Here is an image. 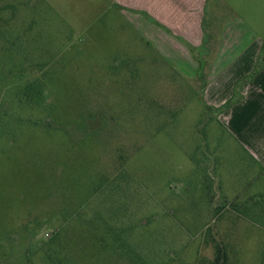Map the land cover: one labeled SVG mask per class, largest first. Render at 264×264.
Instances as JSON below:
<instances>
[{
    "label": "rangeland",
    "instance_id": "374dc122",
    "mask_svg": "<svg viewBox=\"0 0 264 264\" xmlns=\"http://www.w3.org/2000/svg\"><path fill=\"white\" fill-rule=\"evenodd\" d=\"M123 1L0 0V264H128L86 231L109 224L138 264H264V170L203 103L264 0H207L191 80Z\"/></svg>",
    "mask_w": 264,
    "mask_h": 264
},
{
    "label": "crops",
    "instance_id": "0c3cea01",
    "mask_svg": "<svg viewBox=\"0 0 264 264\" xmlns=\"http://www.w3.org/2000/svg\"><path fill=\"white\" fill-rule=\"evenodd\" d=\"M132 1L137 12L150 16V21L142 17L134 21L156 41L162 39L184 51L192 70L188 79L195 78L193 49L201 48L206 36L203 19L207 0ZM244 32L250 33L245 44L219 50L203 88V103L205 107L219 108L234 100L228 109L215 115L249 158L264 170V40L247 25ZM249 76L251 79L245 80Z\"/></svg>",
    "mask_w": 264,
    "mask_h": 264
},
{
    "label": "trees",
    "instance_id": "16d2710c",
    "mask_svg": "<svg viewBox=\"0 0 264 264\" xmlns=\"http://www.w3.org/2000/svg\"><path fill=\"white\" fill-rule=\"evenodd\" d=\"M145 16L148 17L146 14ZM247 79H251V77L249 76L245 80ZM233 101L234 100H230L219 108L206 107V109L212 110L214 114H219L225 111L226 109H228ZM116 173L117 171H114L111 173H107L105 175H101V181L96 190L99 191L102 189L114 187L115 182L112 181V179L110 180L109 177L114 176ZM215 210L219 211L220 209L215 208ZM119 216L120 214L116 211V213H113L112 216L109 215V220L119 221L124 219V217L120 216L119 218ZM131 229L132 227H128L124 230L122 228L117 229L113 227L111 224H109L108 227H100L99 234H97L96 229L95 231H93L92 227L90 226H88L86 231L90 235L93 234L98 244L102 246L104 245V247H106L109 251H111L114 254V256L119 257V259L121 258V260L125 258L126 260H128V264H138V262L134 259V255L136 253L133 251L134 248L131 242ZM225 259H226V253L224 248L216 244L214 257L209 264H224Z\"/></svg>",
    "mask_w": 264,
    "mask_h": 264
}]
</instances>
